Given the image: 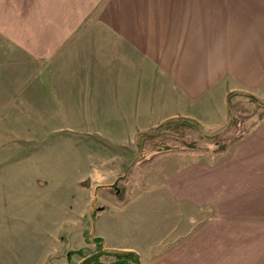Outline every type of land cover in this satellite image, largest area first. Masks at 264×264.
<instances>
[{"label": "crops", "instance_id": "crops-1", "mask_svg": "<svg viewBox=\"0 0 264 264\" xmlns=\"http://www.w3.org/2000/svg\"><path fill=\"white\" fill-rule=\"evenodd\" d=\"M26 2L25 10L13 5L11 12L10 32L19 33H5L0 23V47L17 65L9 67L12 77L1 88L41 91L42 121L65 117L80 138L128 147L140 133L175 119L218 131L231 119L229 93L264 95V0H109L96 17L81 16L75 5L68 20L58 5L42 8L51 12L35 19ZM95 8L85 7L90 15ZM114 9L121 13L114 16ZM22 63L28 74L19 79ZM35 64L40 76L25 84ZM10 96L4 105L20 104L14 92ZM28 96L23 104L31 107ZM32 109L34 119L40 114ZM124 165L128 169L129 162ZM74 169L65 184L80 183L82 168ZM96 174L90 179L101 187L116 183L102 184L99 178L108 177ZM163 179L153 197L138 196L153 210L144 214L139 198L105 221L97 216L95 226L92 204L81 209L74 200L70 206L64 197L53 198L46 234L56 241L61 234L71 241L78 235L81 242L26 247L32 251L26 264H81L83 254L69 258V252L96 247L82 242L88 212L105 248L136 254V264H264V121L220 163H190Z\"/></svg>", "mask_w": 264, "mask_h": 264}, {"label": "rangeland", "instance_id": "rangeland-1", "mask_svg": "<svg viewBox=\"0 0 264 264\" xmlns=\"http://www.w3.org/2000/svg\"><path fill=\"white\" fill-rule=\"evenodd\" d=\"M22 1L26 2V0H0V23L7 34L14 35L20 32L19 30L10 32L9 25L11 12L13 10L15 12V6L18 10H25L20 9L23 7ZM26 3L30 7L28 10L33 9L35 19L37 14L51 12L46 9L42 11V8L58 5L62 18L68 20L72 19L69 17L75 13L73 10L75 5L80 7L77 9H81V16H85L84 12H86V16L96 17L104 11L109 0H27ZM90 6L96 7L91 9L94 10L91 15L89 10L85 9ZM119 10H113L114 16L121 13ZM111 13L112 10H109L108 14ZM12 63L8 49L0 47V264H26L28 252L26 247L33 249L35 246L41 248L58 245L66 248L71 243L72 246L80 244L78 235L72 237L71 241V235L61 234L60 242L56 241L58 238L56 235H52L51 239V236L46 234L45 222H53V218L47 212L51 208L53 198H58L60 201L67 199L70 206L74 200L77 204H81V209L90 208L92 204L94 226L97 216L100 218L103 215L102 219L105 221L106 215L112 212L120 213L121 210H116L117 208L131 201H138L139 198L143 204L140 209L146 214L149 209L153 210L154 206L151 202H144L142 199L147 195L153 197L155 191L162 190L163 178L169 172L190 163L210 165L220 163L230 156L237 143L254 134L257 126L264 121V95L236 91L231 102L232 121L223 132L204 133L180 124L162 125L156 132L154 130L157 127L154 128L152 137L142 142L141 150L138 149V140L125 147L115 146L96 136L85 135L86 137L80 138L78 133L74 132L73 123L64 121L65 117L57 116L54 120L42 121V109L45 110L46 107L43 105V97L40 96L41 91L27 90L25 85L19 89H11L12 91L1 88L3 83L10 81L12 77L8 72L14 67L10 66H17ZM39 64H35L32 69L34 74L29 73L31 78L27 79L25 84L38 80L34 76H40L37 73L38 70L40 71ZM18 69L19 79L26 78L25 74L28 73H25L27 70L25 64L22 63L21 68ZM11 92L19 97L14 99L20 101V104L5 103L4 105L3 101L11 98ZM27 94L34 101L31 107L23 104ZM31 109L33 112L37 109L40 115L35 113L37 116L32 119L31 115L28 116ZM26 115L29 121L24 120ZM85 129L87 132L91 131L89 126ZM96 141L101 144H96ZM125 160L130 164L126 170H124ZM75 167L82 168L81 175L76 179V183H80L67 185L69 179L75 177ZM160 171L162 178L159 175ZM95 173L101 177H108L106 180L99 178L101 179L99 181H106L102 184H112L116 181L114 187H101L99 186L101 182L92 181L90 177L96 178ZM110 217L114 220L113 216ZM180 220L182 219H177ZM196 220L195 217V222ZM90 222L91 217L88 212L82 223V230L86 229L82 234L84 238L82 242L86 240L87 243L95 244L94 251L91 252V248H87L69 252V258L76 253L77 258L83 254L86 259L100 253L102 248L106 253L112 252L113 249L105 248L103 239L92 233ZM118 222L121 223L119 220ZM114 225L115 221L112 227ZM105 229L104 227L103 230ZM98 239L103 241L104 247L96 242ZM100 260L114 259L106 257L105 254ZM35 261L32 263H43ZM52 261L56 262L55 259Z\"/></svg>", "mask_w": 264, "mask_h": 264}, {"label": "trees", "instance_id": "trees-1", "mask_svg": "<svg viewBox=\"0 0 264 264\" xmlns=\"http://www.w3.org/2000/svg\"><path fill=\"white\" fill-rule=\"evenodd\" d=\"M234 95V92L229 93L228 95V100H229V105H230V114L232 116V97ZM230 122H228L224 127H222L221 129L218 130V132H223L226 128H228L231 124L232 119L229 120ZM171 124H180V125H185L188 126L192 129H197L199 131H202L204 133H207V131L197 122L191 121V120H184V119H175V120H171V121H167L163 124H161L160 126H158L155 130L152 129L150 131L147 132H143L140 133L138 135L137 138V145H138V149L141 150L142 149V142L146 139L151 138L152 136V132H156L159 130V128L162 125H171ZM154 130V131H153ZM130 166V164H129ZM128 166V168H129ZM116 187V186H115ZM96 242H99V245H101L102 247H104V245L102 244L103 241L101 239L96 240ZM106 257L109 256L111 258H113L114 260L110 261V260H105V261H101L100 258L102 255H105ZM137 262V256L134 253H128V252H124V251H118V250H112V252L110 251H103V248L100 250V253L95 254L89 258H86L81 264H136Z\"/></svg>", "mask_w": 264, "mask_h": 264}, {"label": "water", "instance_id": "water-1", "mask_svg": "<svg viewBox=\"0 0 264 264\" xmlns=\"http://www.w3.org/2000/svg\"><path fill=\"white\" fill-rule=\"evenodd\" d=\"M114 185H115V184H113V185H110V187H114Z\"/></svg>", "mask_w": 264, "mask_h": 264}]
</instances>
